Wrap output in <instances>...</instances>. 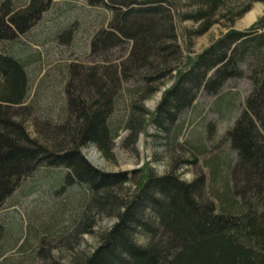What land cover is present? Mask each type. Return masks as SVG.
I'll use <instances>...</instances> for the list:
<instances>
[{
	"label": "trees",
	"instance_id": "trees-1",
	"mask_svg": "<svg viewBox=\"0 0 264 264\" xmlns=\"http://www.w3.org/2000/svg\"><path fill=\"white\" fill-rule=\"evenodd\" d=\"M84 1L110 15L94 33L91 50L125 43L128 54L113 69L104 61L98 66L68 64L66 104L54 106L39 100L38 92L31 95L32 60L25 52L31 46L22 39L52 0H0V212L9 207L11 196L30 195L34 185L44 183L49 195L52 189L81 187L59 201L60 211L48 203L36 215L39 220L25 210L23 228L0 215L1 240L12 236L15 245L23 235L17 248L31 252L30 260L22 255L13 261L0 245V264H63L54 259L34 262L33 254L40 251L31 241L40 231L52 236L57 229L65 233L79 226L91 206L117 221L99 235L94 251L75 264H264V16L247 29H230L177 70L150 119L173 145L191 126L189 115L180 119L181 115L199 110L196 131L187 135L184 146L193 155L189 162L201 158L208 182L203 173L186 181L174 171L157 175L148 170L134 183L131 196L119 198L112 190L127 178L97 170L81 149L95 145L110 159L121 129L129 130L132 143L145 131L147 111L141 104L181 60L174 7L171 0ZM184 1L190 10L183 19L199 23L195 32L201 34L217 22L226 0ZM252 1L264 2L248 0L234 16L248 11ZM242 77L251 84L244 99L238 89H223L228 80ZM129 80L141 83L126 86ZM201 95L213 97L210 108L225 131L219 143L209 147L204 132L211 134L214 128L200 108ZM118 100L124 103L122 116L115 109ZM31 113L39 116L40 137L28 129ZM218 145L219 151L211 154ZM186 162L179 159L174 167ZM28 177L34 189L24 191L21 184ZM34 194L41 198L45 193ZM13 202L22 207L18 199ZM33 220L40 221V227H34Z\"/></svg>",
	"mask_w": 264,
	"mask_h": 264
},
{
	"label": "rangeland",
	"instance_id": "rangeland-1",
	"mask_svg": "<svg viewBox=\"0 0 264 264\" xmlns=\"http://www.w3.org/2000/svg\"><path fill=\"white\" fill-rule=\"evenodd\" d=\"M171 1L174 7L172 14L177 31L176 43L180 49L181 60L177 69L157 84L158 90L150 94L141 104L142 108L147 111L144 116L145 131L139 134L136 143H132V140H128L129 130L121 129L119 136L113 141L112 157L110 159L104 158L95 145H88L81 149L86 161L97 170L106 174H123L127 178L126 182L120 186H115L112 190L119 198L131 196L135 190L134 183L148 170L157 175L174 171L175 174L186 181H191L203 173L205 181L208 182V171L201 163V158H197V162H189L193 155L184 146L187 135L192 134L193 130L196 131L200 117L199 110L195 113L187 110L181 115L180 119L189 115L187 122L191 126L173 145L170 143L169 135L158 132L151 124L150 119L160 102L164 90L173 83L177 70L187 67L197 54L221 38L230 29H247L264 16V2L252 1L248 11L241 16H234L245 6L248 0H226L215 18L217 22L213 23L205 32L197 34L195 31H198L199 23L183 19V16L190 10L189 6L184 0ZM252 12H255L252 21L246 23L247 16ZM109 16V13L102 7L88 5L84 0H52L49 7L41 13L38 21L28 28V32L22 38L31 46V48H26L25 52L32 60L29 63V68L34 77L33 89L31 90L33 97L38 92L39 100L43 103H52L54 106L65 105L64 84L68 78V64L78 63L86 67L98 66L104 61L109 69L117 67L118 63L128 54L129 46L125 43L107 49L98 47L93 51L91 50V39L94 33L106 25ZM18 44L20 43L15 42V48L21 50ZM139 83L141 81L131 82L129 80L126 86ZM150 86L152 87L153 84H150ZM226 88L238 89L244 99L251 89V84L246 78L242 77L228 80L223 86V89ZM212 98L208 95H201L198 98L200 108H203L202 112H207L205 114L207 122L213 123L214 130L212 133L204 132V143L208 147L213 143H219L225 132L221 119L219 120L217 114L210 108L209 103ZM115 105V109L118 111L117 114L121 115L124 103L118 100ZM38 121L39 116L31 113L27 124L31 134L40 137V131L37 133L38 128H40L36 124ZM41 136L43 135L41 134ZM220 147L218 145L211 154L218 152ZM93 151L97 153L94 159L92 157ZM179 159L187 160V162L178 163L177 168H175L174 163ZM142 168H144L143 172L141 171ZM40 173L41 170L34 174L33 178L36 180ZM61 177L62 175L56 177L58 188L61 187ZM31 180L29 177L25 179L21 187L24 191H27V188L34 189L35 186L33 193L29 192L30 195L19 198L15 195L11 196L8 199V202H10L9 207L0 212V215H4L5 222L8 224L21 225L23 228L27 223V212L25 210L34 215V220H39L36 215L43 211L48 203L56 206L55 211H60L59 201H63V198L70 192L81 191V187L78 188L77 185H73L67 191L55 190V192L52 189L49 195V193H46L48 191H45L44 183L37 186L32 184ZM49 180L51 182L54 178L50 177ZM37 192L45 194L39 198L38 194H34ZM13 199H18L24 209L13 204L15 203ZM40 218H43V221L47 220V217L42 215H40ZM34 220V227H40V221ZM116 221L117 218L114 215L98 213L96 207L91 206L88 214L82 217L78 223L81 224L67 230L65 233L57 229L50 236L40 231L37 235L39 238L31 241V247L40 251L38 254H33L35 255L34 262L54 259L63 264H75L76 259L84 258L94 251L99 244V235L109 229ZM61 225L62 222H59L57 228H60ZM22 238L23 235L15 245H13L14 238L12 236H9L8 240L5 241L0 238V245L6 248V255H9L13 261L22 257V255L29 256L25 258L27 261L31 259V252L24 251V253H20L17 248V245L22 244ZM29 247L28 245L27 248L30 249Z\"/></svg>",
	"mask_w": 264,
	"mask_h": 264
},
{
	"label": "bare ground",
	"instance_id": "bare-ground-1",
	"mask_svg": "<svg viewBox=\"0 0 264 264\" xmlns=\"http://www.w3.org/2000/svg\"><path fill=\"white\" fill-rule=\"evenodd\" d=\"M254 15H255V12L250 13V14L247 16L245 22H246V23L251 22L252 19H253V16H254ZM94 150H95V149H94ZM92 155H93L92 157H93V159H94V157H95V155H97V153H96L95 151H93V152H92Z\"/></svg>",
	"mask_w": 264,
	"mask_h": 264
}]
</instances>
